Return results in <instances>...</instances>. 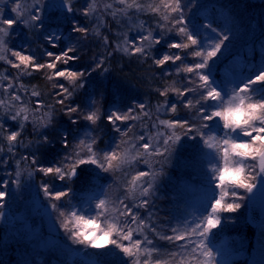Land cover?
<instances>
[{
  "label": "snow or ice",
  "instance_id": "snow-or-ice-1",
  "mask_svg": "<svg viewBox=\"0 0 264 264\" xmlns=\"http://www.w3.org/2000/svg\"><path fill=\"white\" fill-rule=\"evenodd\" d=\"M117 3L125 5V7L117 8L113 3L106 4L104 6L105 15L96 17L99 27L96 25H93L92 28L79 26L73 21L72 32L77 34L75 42L67 43L66 47L57 52L54 50L60 47L59 42L63 40V34L60 30V23H49L45 29L43 14L45 0H31L30 5L23 11H21L20 0H0V62L18 70L19 73L18 77L11 79L7 75L4 76L8 85L3 88V93H0L13 102L9 104L6 99H0V119L6 118L13 122H19L15 131H9L3 123H0V141L6 140L7 142L6 149L0 143V167L4 169L3 175L6 177L0 180V200L6 202L9 186L15 185L18 190L20 189L24 173H27V179H31L39 173L44 178L51 177V179L64 182L67 185L64 191H52L50 183L41 181L39 182V192H42L49 202L52 212L58 213L59 228L67 234L70 240L71 231L64 227L63 221L73 213L76 215L81 213L75 207H70L68 211L62 210L60 202L71 203V185L73 177L77 175V169L82 165H92L101 173L111 177V182L103 187L102 196L92 201L95 214L89 216L90 218L97 217L102 224L109 222L110 219L113 221L110 222L113 230L109 241L103 248H100L106 249V251L99 252V255H122L123 264H141L140 257L147 255L149 258L144 259L143 264H150L152 253L157 251L154 247H148L154 243L147 234L151 233L158 240L171 244L179 242L181 248L190 249L194 254L193 259L196 264H214L213 252L205 243L212 230L218 228L211 226L213 220L220 225L222 213H236L233 208L219 212L214 209V202L220 194V189L216 187L215 177L221 166V147L225 146L221 142L257 146L261 138H264V120L252 121L243 129H224L222 127L223 130L219 134L214 132L210 125L217 119L222 124L215 112L221 109L226 101L228 103L235 102V99H228L229 97H246L249 102H264V98L257 99L253 95V89L264 84V70L259 71L252 78H243L239 85L228 88L229 94L225 98L224 93L218 90L210 80L207 69L209 62L217 57L230 36L214 26L211 20H206L202 23V28L214 33L217 37L215 40L211 39L212 43L206 47L205 43L201 42L200 36L194 34L188 27L186 9H189V4L186 5L184 0H159L158 3L149 5L148 10L154 17H158L155 20V27L144 29L146 34L141 32L138 36L129 35L131 31L135 30L133 28L124 33L118 32L117 36L123 37V44L117 42L116 47L108 51L112 47L113 41L100 31V27L112 30L110 21L105 17L110 15L112 21L123 27L120 15L128 16V10L133 8L136 12L144 10V6L138 4L136 0H131L130 3L128 0H117ZM62 4L67 14L76 13L86 20L93 19L94 13L97 12L96 0H89L83 7H77V0H62ZM5 12L14 15L7 18ZM18 24L23 26L22 32L26 37L25 44L27 46L24 50H17L12 46L19 37L13 31L14 26ZM137 27L143 28V23ZM93 32L97 38L102 36V47L106 54L93 55V64L89 71H75L67 67L70 62L79 59L77 53L80 41L87 40ZM172 33L178 39L169 42L167 44L169 51L162 57L156 58L152 49L160 44L164 37ZM39 37H42L44 43H35V46L46 58L44 62H41L36 56L28 54L29 51L35 50L29 41H35ZM45 45L53 51L47 50ZM120 51L125 55L139 58L142 63L151 61L149 66L154 65L157 69L162 70L163 76H175L179 79V86H169L163 90L157 89L161 97L167 98L169 93L175 94L178 102L168 106L167 100H165V104L158 107L157 112L163 108L165 112L176 115L180 110L178 106L182 105L183 109L192 113V116L191 119L183 120L160 119L159 125L167 130H172L171 135H167L165 132L157 134L158 140L162 139V143H152V137L147 132L144 134L135 133L134 125L130 123L139 120L141 115L149 116L148 105L145 102L133 101L127 110L117 108L111 110L107 115L103 111L102 92L94 95L86 107L73 105L69 102L74 94L84 88L85 78L90 72H99L101 75L109 72L110 66H106V62L114 52ZM188 56L192 57L190 62H186ZM169 64L174 66V73L171 70H165V66ZM230 64L231 61L223 69L226 79H228V74L232 73ZM43 70H48L47 79L53 82L54 90L58 89L53 93L57 97L56 103L60 105V110L71 120L73 125L78 121H86L92 129H98L103 119L118 137H127L128 139L116 140L110 150H102L98 144L99 134L85 131L75 146L79 151L74 149L73 152H67L63 159L50 167L40 166L38 158L34 154H19L16 150L17 146L21 148L31 146L35 150L36 146H43L49 142L47 136L40 135L39 138L25 144L21 137L26 122L31 123L34 131L39 134L41 129L48 128L53 124L55 112L42 99H37L35 107L31 110L24 106L13 111L15 102L22 101L19 92L14 91L13 79L31 76L34 72L38 73ZM3 71L6 73L8 69L5 68ZM62 80H66L68 83L60 82ZM173 83L175 85V81ZM19 87L26 90L23 84H20ZM213 91L216 93L215 99L212 98ZM259 91H264V88H260ZM31 96L39 98L41 93L33 90ZM209 102L215 104L214 109L207 107ZM44 107H48L49 111L43 112L42 117L36 115ZM121 125L126 126L121 127ZM155 126L153 124V127ZM177 129L180 130L179 133L176 131ZM237 131L241 137L247 139H236L233 134ZM183 137L190 140L199 138L202 142L204 152L201 154V158L204 161L205 169L211 174V182H214L217 191L214 193L206 191L205 193L203 201L206 203V214L197 216L192 222L185 220L182 228L181 224H177L167 227V231H164L162 229L165 226L158 224L162 218L155 210L154 201L159 184L167 175V169L173 163L174 152ZM129 140H131L130 145ZM62 143L66 149L73 148L67 137L62 140ZM13 161L14 171L11 167ZM235 162L243 165L245 170L256 178L264 176V163L255 155L245 159H236ZM141 164L146 165L147 169L141 168ZM154 165H159V167L156 168ZM115 185H119L124 191L122 196L113 198L111 191ZM229 191L235 193V196L226 199L225 204L238 205L245 200V195L241 194L238 187H233ZM5 206V203H0V211ZM139 210L147 212V217H142ZM110 213L116 215L113 217ZM76 243L85 247H89L90 244V242ZM175 254V252L172 253V255ZM156 264H159V261Z\"/></svg>",
  "mask_w": 264,
  "mask_h": 264
},
{
  "label": "rangeland",
  "instance_id": "rangeland-1",
  "mask_svg": "<svg viewBox=\"0 0 264 264\" xmlns=\"http://www.w3.org/2000/svg\"><path fill=\"white\" fill-rule=\"evenodd\" d=\"M45 8L50 11L56 9V6L60 9L61 0H45ZM139 0H136L138 2ZM31 0H20L21 11L25 10L30 5ZM130 3L131 0H128ZM185 4H189V9H186L187 15H201L203 12L208 11V7L211 4H218V10L221 13L217 14L218 17H223L226 24L225 29H231L232 25L230 21H233L235 29H241L240 34L232 33V37L226 41L225 46L218 53L217 57L213 58L209 64L212 66L217 63H221V91L224 93L225 98L229 94L227 89L234 85H239L243 78H252L258 74L259 71L264 70V53L257 51L258 60L256 62V68L244 70L242 68L248 67L244 60L239 56H233L229 58L228 52L232 49H237L240 46L241 36L244 40L250 41L252 36L256 34V42L264 40V0H184ZM108 3H113L117 8H123L125 5H119L117 0H96L97 12L93 15V22L99 27L97 16H104V6ZM139 4V3H138ZM149 2H147L145 9L148 10ZM134 12L135 9H132ZM131 9L128 10L132 11ZM149 11V10H148ZM7 18H11L10 12H5ZM45 16V15H44ZM111 22V16L105 18ZM123 27L119 28L114 22L115 31L114 34L127 32L128 29H135L138 36L141 32H144V28L137 27L140 25V21L137 19H129V16L120 15ZM139 22H137V21ZM203 21V20H202ZM198 25H189L188 27L193 32H198L201 42L205 41V46H209L212 43L214 33L204 30L202 23ZM246 23V24H245ZM18 27L22 25L14 26V33L18 35ZM146 34V32H144ZM118 42L123 44V37L117 36ZM203 39V40H202ZM212 39V40H211ZM19 39L14 42L18 43ZM247 42V41H246ZM247 44V43H243ZM85 45V41H80V46ZM250 55V54H248ZM234 58V59H233ZM225 59V60H224ZM231 61L230 67L232 73L228 74V79L224 77L223 69ZM1 83V81H0ZM260 88H264V84L257 86L253 89L254 98L264 97V91H259ZM259 94V95H258ZM209 108H215V104L209 102ZM14 111L19 107H13ZM16 108V109H15ZM31 112H29L31 119ZM42 114V113H41ZM42 117V116H41ZM28 125L33 126L31 123ZM214 132L219 134L222 132V124L218 119L212 124L211 128ZM236 139H247L241 137L237 133L233 134ZM74 140V144H78V139ZM196 152L197 156L193 157L190 163L189 175L184 173L187 170L184 165H180V172L178 178L173 181L175 189L171 198H165L169 201L168 205L159 203L161 213L166 216V213L171 214V218L167 216L163 218L165 225L164 231H167V227H171L177 224H182L185 220L192 222L197 216L206 214V203L203 201L206 191L216 192L214 182H211V174L207 172L204 167V161L201 158V154L204 152L202 142L196 140ZM195 144V143H194ZM113 146V142H111ZM111 149V148H110ZM109 149V150H110ZM12 169L14 171V161L12 163ZM81 168V169H80ZM77 169V175L73 177L71 185V195L68 204L67 201L60 202L62 210L68 211L70 207H75L81 214L86 216L94 215L95 209L92 206V201L99 198L103 194V187L111 182V177L107 174L101 173L99 169L92 165H82ZM82 170L87 174V177L82 176ZM81 171V172H80ZM4 169L0 167V180L5 179L3 175ZM80 172V173H79ZM183 172V173H182ZM187 172V171H186ZM182 173V174H181ZM93 175V176H91ZM35 176V175H34ZM42 177V175L40 176ZM24 178V179H23ZM22 178L21 187L18 190L15 185H11L7 189L6 202L0 200V203H5L6 206L0 211V264H71L70 257L74 253H81L84 257L94 259L100 264H123L122 255H99V252H104L106 249H100L101 247L89 246L85 247L77 243H72L73 231H71V239H68L67 234L59 228L57 222L58 213H53L49 202L43 196L42 192H39V182H47L48 179L42 177L39 182L35 177L27 179V173H24ZM259 183L255 177L254 184ZM178 187V188H177ZM52 191H64L67 185L64 182L55 180L51 185ZM241 194L245 195V200L242 202V207L236 213H222L221 224L217 229L212 230L207 241V247L213 252L215 257L214 264H264V219L261 220L256 228L250 229L251 236H246L247 224H246V212H247V192L240 189ZM123 188L119 185H115L111 191L113 198L123 195ZM179 194V196H177ZM161 197V196H160ZM142 216L143 210H139ZM11 217V222L7 223L4 214L7 213ZM159 214V209L158 212ZM111 216H115V213H110ZM142 217H147V212ZM62 219V218H61ZM103 219V218H101ZM109 222H113L111 219ZM147 222V221H146ZM148 234V233H147ZM150 239H153L154 243L148 247H154L156 252L152 253L150 259H161L155 254L161 253L160 251L165 248L172 247L170 251L175 252V263L183 264H196L193 259V253L190 249L185 250L179 246V242L171 244L166 241H161L155 238L153 235H149ZM147 256V255H145ZM148 257V256H147ZM127 259V258H125ZM201 259H204L201 257ZM150 264H154V260L150 261Z\"/></svg>",
  "mask_w": 264,
  "mask_h": 264
},
{
  "label": "trees",
  "instance_id": "trees-1",
  "mask_svg": "<svg viewBox=\"0 0 264 264\" xmlns=\"http://www.w3.org/2000/svg\"><path fill=\"white\" fill-rule=\"evenodd\" d=\"M46 2V1H45ZM61 2V3H60ZM89 0H77V7H83L88 3ZM149 2L150 5H154L155 3H158L159 0H139L137 3L142 4L145 6ZM47 3V2H46ZM60 6L62 9L56 6V9L50 11L49 9H46L44 7L43 14L44 16V23H45V29H47V26L49 23H60V30L63 34V40L60 43V47L54 51H59L63 47H66L67 43L69 42H75L77 34L72 32V24L73 21H75L79 26H87L89 28H92L93 25H96V23L93 22V19L86 20L84 17L73 13L71 15L67 14L63 9L62 0L59 1ZM46 5V4H45ZM218 4H211L208 7V11L206 13H202L201 15H188L187 17V24L193 26L198 25L203 20H211L214 26H217L222 31H224L225 27L224 24L226 22L224 21L223 17L216 16L217 14L221 13L220 10H218ZM132 10V9H131ZM129 17L131 19H137L140 21V23H143V26H145V29L149 27H155V20L158 19V17H154L153 14L148 10H143L141 12H134L129 11ZM107 17L106 19H108ZM109 20V19H108ZM136 20V21H137ZM110 21V20H109ZM137 21V22H139ZM202 21V22H203ZM232 25H229L232 27L231 29H226L225 32L229 34L230 37H232V33L234 34H240L241 29H235L234 22L230 21ZM246 24V23H245ZM97 26V25H96ZM111 31L108 30L106 27H100V31L103 35H108L109 38L113 41L112 47L108 49V51H111L113 48L116 47V43L118 42L117 36L114 34L115 31V25L114 22L110 21ZM121 26L119 25V28ZM144 28V27H143ZM23 27H18V43L13 44L12 46L16 48L17 50H24V48L27 46L25 44L26 37L24 36ZM158 31V30H157ZM197 36H199L198 32H193ZM130 36H137L135 30L131 31L129 33ZM246 36H241L240 38H243L241 40L240 46H238L237 49H232L228 52L229 58L233 56H239L241 57L245 64L248 67L242 68L243 71L251 70L256 68V62L258 60L257 51H260L264 53V40H260L259 43L256 42V34L255 36H252L250 41L244 40ZM217 39L216 36L213 37V39ZM178 37L175 36L174 33L169 34L168 36L164 37L161 40V43L156 45L152 51L153 55L156 58L162 57L163 54H165L169 49L167 48V44L169 42L176 41ZM203 40V39H202ZM85 41V45L82 47L79 46V51L77 55L79 56V59L73 62H70V64L67 66L75 71H89L90 66L93 64L92 57L93 55H100V54H106L104 48L102 47V36L100 38L95 37L94 32L92 35L89 36V38ZM247 41V42H246ZM203 42H205L203 40ZM29 43L32 45L33 48H35L34 51H29L28 54L36 56L38 59L41 60V62H44V59H46L43 56V53L40 49L36 48L35 43H44L42 37H39L35 41H29ZM247 43V44H243ZM47 50L53 51V49L48 48L47 45H45ZM250 54V55H248ZM192 59L191 56L186 57V62H190ZM225 60V59H224ZM151 61L148 63H142L141 60L137 57H132L125 55L122 51L120 52H114L113 55L108 59L106 62V66H110V71L107 73H104L101 75L99 72H90L89 75L85 78L84 81V88L81 89L78 93L74 94V96L69 101L73 105H80L81 107H86L90 104V100L94 95H97L99 93H103L102 97V104H103V111L105 115H107L111 110H116L119 108L120 110H127L129 106H131L133 101L136 102H145L148 105V111L149 116H140L139 120L131 121L134 125V132L137 134H144L147 132L149 136L152 137V143L160 142L162 143V139L158 140L157 134L159 132H165L167 135H171L172 130H167L163 126L159 125L160 119H191L192 113H189L187 110L183 109L182 105H179V111L176 115H173L170 112H165L163 108L159 112H157V108L161 105L165 104V100H167V105L170 106L171 103H178L177 97L173 93H169L167 98L161 97L159 95V92L157 89L163 90L165 87L169 86H179V79L175 76H163L162 70L157 69L154 65L151 67ZM63 67V65H61ZM165 70H171L173 73L175 71L174 66L171 64L165 66ZM7 68L8 71L5 73L3 69ZM221 63H217L216 65L212 66L209 64V67L207 69V74L210 77V80L213 82L214 86L217 87L218 90L221 89ZM48 70H43L41 72H34L31 76H23L19 79H13V83L15 85L14 91H18L20 96L22 97V101L15 102L14 107H24L27 106L31 110L33 107H35L36 100L42 99L45 101L47 105L51 106V110L55 112V117L53 124L49 126L48 128L41 129L40 133L37 134L33 126L28 125L26 122V127L23 130V136L21 139L25 144L28 143V141L35 140L36 138H39L40 135H45L49 138V142L46 145L43 146H36L35 150L32 149V147L28 148H21L17 146V152L19 154H34L39 161L40 166L50 167L54 164H56L59 160L63 159V157L67 154V152H73L79 151L78 148H76L74 144V140L81 136V132L83 133L85 131H92L93 134H99L100 139L98 140V144L100 145L102 150H109L113 144H115L116 140L119 139H128L120 138L117 136L116 133H114L111 129V126L107 124L106 121L103 119L100 122V128L98 129H92L90 125L86 121H78L77 124L73 125L71 120L64 115L63 111L60 110V105L56 103L57 97L53 95L54 90L52 88V81H49L47 79ZM7 75L10 79L15 78L19 76L18 70L12 69L9 65L4 64L3 62H0V93H3V88L7 87L8 81L4 79V76ZM175 81V85L174 82ZM62 83L67 84L68 82L66 80L60 81ZM20 84L25 85V89H22L19 87ZM70 86V85H69ZM33 90L39 91L41 93V96L39 98H35L31 96V92ZM259 95V94H258ZM257 99H261L264 97H256ZM0 99H6L9 104H12L13 102L3 96L0 95ZM208 107V105H207ZM14 109V108H13ZM16 109V108H15ZM14 111V110H13ZM49 111L48 107H44L41 112L36 113L38 116H43V112ZM31 112V111H30ZM42 113V114H41ZM32 115V114H31ZM0 123H3L5 127L9 129V131H15L17 130L18 123L19 122H13L6 118L0 119ZM153 124L156 126L153 127ZM126 125H121V127H125ZM210 128H212V125H210ZM179 133V129L176 130ZM67 137L72 145L73 148L66 149L64 147V144L62 143V140ZM198 138L194 139H188L187 137H183L181 142L178 144L176 151L174 152L173 156V163L171 166L167 169V175L162 179V181L159 184L156 198H155V205H156V211L158 212L159 209V216L162 218L158 221L159 225H164L163 218L166 216L168 218H171V214L168 215L166 213V216L161 213V209L159 207V203L168 205L169 201H167L165 198H171V196H176L173 194L174 187L173 181L174 179L179 176L180 172V165H184L187 170H184V173L186 175H189L188 170H190V163L192 162L193 157L197 156L196 152V145ZM0 143L3 144L5 149L7 148V142L6 140L0 141ZM195 143V144H194ZM131 144V140H129V145ZM128 147L127 145L125 146ZM142 151V150H141ZM7 155V153L5 152ZM147 158V157H146ZM141 168L144 170L147 169L146 165L141 164ZM154 167L158 168L159 165H154ZM81 169V168H80ZM187 171V172H186ZM81 172V171H80ZM79 172V173H80ZM183 173V172H182ZM181 173V174H182ZM42 174H35L36 180H39L42 178L40 177ZM93 176V175H91ZM80 177H87V174L83 172L82 170V176ZM110 178V176L106 177ZM48 183L50 185L53 184L54 179H51V177L47 178ZM178 188V187H177ZM161 196V197H160ZM179 196V194H177ZM145 215V211L143 210L142 216ZM165 226V225H164ZM248 227V226H247ZM163 228L162 230H164ZM149 235H152L151 233H148ZM251 236V230L248 227L246 230V236L249 238ZM167 243V242H164ZM172 247L167 248L165 245V248L161 250L159 255L156 253L155 255L157 257H161V259H150L154 260V264H156L157 261H159V264H178L175 263L174 255H172V251H170ZM153 257V255H152ZM149 258L147 256L140 257L141 264H143V260ZM183 264V263H180Z\"/></svg>",
  "mask_w": 264,
  "mask_h": 264
},
{
  "label": "clouds",
  "instance_id": "clouds-1",
  "mask_svg": "<svg viewBox=\"0 0 264 264\" xmlns=\"http://www.w3.org/2000/svg\"><path fill=\"white\" fill-rule=\"evenodd\" d=\"M212 98H216L215 91L212 93ZM228 99H235V102L228 103L226 101L225 105L215 112L224 129H243L252 121L264 120V102H249L246 97H229ZM221 144L225 146L221 147V166L215 177L216 187L220 189V194L214 202V209L219 212L233 208L237 212L242 207V203L238 205L224 203L230 196H235V193H230L229 189L238 187L251 193L255 177L247 172L243 165L237 164L235 161L255 155L264 163V138H261L255 147L225 141H222ZM63 224L70 231L74 230L73 237L75 239L73 243L90 242L89 246L94 245L96 247L105 246L113 230L110 222L102 224L97 217L92 216L90 218L84 214L76 215L73 213L64 219ZM211 226L218 227L219 225L213 220Z\"/></svg>",
  "mask_w": 264,
  "mask_h": 264
},
{
  "label": "water",
  "instance_id": "water-1",
  "mask_svg": "<svg viewBox=\"0 0 264 264\" xmlns=\"http://www.w3.org/2000/svg\"><path fill=\"white\" fill-rule=\"evenodd\" d=\"M259 183L254 184L251 193L247 192V212L246 223L250 228H255L264 219V176L257 177ZM7 223L11 222V217L4 214ZM71 264H100L98 261L84 257L81 253H74L70 257Z\"/></svg>",
  "mask_w": 264,
  "mask_h": 264
}]
</instances>
